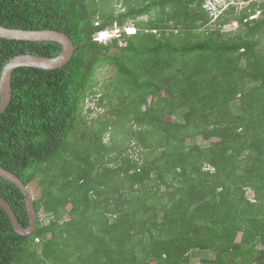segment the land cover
<instances>
[{
    "label": "trees",
    "instance_id": "obj_1",
    "mask_svg": "<svg viewBox=\"0 0 264 264\" xmlns=\"http://www.w3.org/2000/svg\"><path fill=\"white\" fill-rule=\"evenodd\" d=\"M242 1L213 16L207 0H0V25L79 46L13 73L0 166L41 196L31 236L0 206V264H264V1ZM115 25L137 31L94 41ZM61 51L0 38V80L14 57ZM100 65L114 76L95 82ZM89 97L117 114L90 119ZM0 197L28 227L23 192L0 177Z\"/></svg>",
    "mask_w": 264,
    "mask_h": 264
},
{
    "label": "water",
    "instance_id": "obj_2",
    "mask_svg": "<svg viewBox=\"0 0 264 264\" xmlns=\"http://www.w3.org/2000/svg\"><path fill=\"white\" fill-rule=\"evenodd\" d=\"M0 38L17 41L57 42L62 51L57 57H45L39 54H23L12 58L4 67L0 80V115L9 107L12 100V76L16 69L23 67L55 70L69 63L79 46H75L72 39L64 32L52 29L25 30L12 29L0 25ZM0 177L16 185L25 195L29 226H23L13 208L3 197H0V206L8 214L16 233L22 236H31L38 226V214L35 208V198L32 190L15 173L0 166Z\"/></svg>",
    "mask_w": 264,
    "mask_h": 264
},
{
    "label": "rangeland",
    "instance_id": "obj_3",
    "mask_svg": "<svg viewBox=\"0 0 264 264\" xmlns=\"http://www.w3.org/2000/svg\"><path fill=\"white\" fill-rule=\"evenodd\" d=\"M260 1H264V0H258ZM247 5V3L243 2L242 0H207V4H206V9L207 10H211L210 12L212 13V11H216V15L222 13L224 10L229 9L230 6H235L238 9H242ZM214 16V14H211ZM141 20L145 21L147 20V17H143L140 18ZM244 26L240 25L239 23L236 22H232L230 23V25H227L226 27H224L223 31L226 34L227 37H234V36H238L239 34H241V32L243 31ZM225 36V37H226ZM101 66V65H100ZM102 67V66H101ZM98 67V70L96 72L94 81H100L102 82L103 80H105L106 78H108L109 76H114V69H108L107 71H105V69H103V67ZM100 97V95L98 96ZM95 97H89L86 101V109L88 110L89 108H92L93 112L90 115V119H95L97 117H99V115H103L105 113H107L109 116H112L113 114H117L118 111V107L117 105H115L114 103L109 104V101H105L103 106H99L97 103L98 101L96 100ZM108 134L106 136V141L109 142L110 138H111V134L112 132L110 131V133H106ZM195 143H197L198 145L202 146V147H206L209 145V141H207L206 139L199 137L197 139V141H195ZM30 188L34 194V198L38 199L41 194H40V189L37 186V183L31 184ZM247 196L250 199L254 198V194L251 190H249ZM42 221L46 224L49 223L50 219H51V215L50 214H45L43 213L41 215ZM193 255V259H192V263L193 264H198L200 263V261L205 258L206 254L201 253L199 251H194L192 253Z\"/></svg>",
    "mask_w": 264,
    "mask_h": 264
},
{
    "label": "clouds",
    "instance_id": "obj_4",
    "mask_svg": "<svg viewBox=\"0 0 264 264\" xmlns=\"http://www.w3.org/2000/svg\"><path fill=\"white\" fill-rule=\"evenodd\" d=\"M207 4V3H206ZM211 11V10H210ZM212 13L214 14V15H216L217 13H216V11H212ZM221 14V13H220ZM220 14H218V15H220ZM217 15V16H218ZM117 29H119V32L118 33H116L115 32V30H117ZM136 28H135V26H133V25H127V26H125V27H119V26H117V25H115V26H113V27H110V28H107V29H105V30H103V31H101L100 33H98L96 36H95V38H94V41H97V42H100V43H105V44H107V43H109V42H111V41H113L114 39H119V38H121V36H122V34L125 32L126 34H135L136 33ZM12 101V100H11ZM29 188H30V186H29ZM31 189V188H30ZM36 200V199H35ZM37 214H38V212H37ZM43 214V212H40V216ZM38 216H39V214H38ZM42 219V218H41Z\"/></svg>",
    "mask_w": 264,
    "mask_h": 264
},
{
    "label": "built area",
    "instance_id": "obj_5",
    "mask_svg": "<svg viewBox=\"0 0 264 264\" xmlns=\"http://www.w3.org/2000/svg\"><path fill=\"white\" fill-rule=\"evenodd\" d=\"M115 32L118 33L119 32V29L115 30Z\"/></svg>",
    "mask_w": 264,
    "mask_h": 264
}]
</instances>
